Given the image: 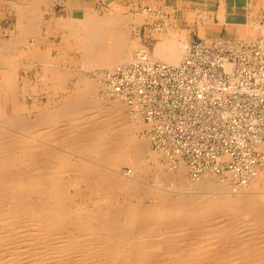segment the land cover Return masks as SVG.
<instances>
[{"label":"bare ground","instance_id":"bare-ground-1","mask_svg":"<svg viewBox=\"0 0 264 264\" xmlns=\"http://www.w3.org/2000/svg\"><path fill=\"white\" fill-rule=\"evenodd\" d=\"M13 1L7 6L15 26L0 33V264H264V242L249 235L258 221L243 226L233 242H222V234H205L215 242H197L212 215L226 220L245 213L251 222L253 215L264 216V167L243 185L248 192L220 198L172 196L138 182L153 174L178 184L182 176L164 172L160 165L167 163L147 153L149 142L137 137L141 115L106 93L103 71L132 57L126 16L70 23L76 29L69 23L52 28L42 18L46 0ZM53 37L57 44L49 42ZM175 51V45L162 42L151 54L144 52L153 62L174 65ZM69 52L77 59L64 57ZM65 64L94 69L96 75L77 77V93L68 92L57 104L55 96L68 79L60 70ZM20 70L25 77L19 79ZM39 85L47 89V103L40 107L35 97L31 105L24 103L21 97L32 96ZM91 112L97 115L94 122L88 119ZM51 143L58 144L47 146ZM100 164H129L134 172L118 178ZM206 176L197 180L201 188L213 186ZM71 185L82 196L101 197L100 205L104 191L126 197L121 206L83 214L68 194ZM145 197L151 204L145 205ZM166 228L172 237L160 241Z\"/></svg>","mask_w":264,"mask_h":264},{"label":"built area","instance_id":"built-area-1","mask_svg":"<svg viewBox=\"0 0 264 264\" xmlns=\"http://www.w3.org/2000/svg\"><path fill=\"white\" fill-rule=\"evenodd\" d=\"M183 54L173 66L139 52L107 72L109 92L141 115L152 148L173 163L193 170L195 130L210 144V172L248 179L264 164V40L217 37Z\"/></svg>","mask_w":264,"mask_h":264},{"label":"rangeland","instance_id":"rangeland-1","mask_svg":"<svg viewBox=\"0 0 264 264\" xmlns=\"http://www.w3.org/2000/svg\"><path fill=\"white\" fill-rule=\"evenodd\" d=\"M11 2H14V1L13 0H0V33H4V31H6L7 28H8V30H12L15 26L16 16H14L15 14L13 12H9V9L7 6V4H9ZM153 10H154V8L151 11H148V10L144 11L143 10V11L139 12L138 15H135V16H137L135 18L137 19V18L141 17L143 22L148 17L156 19L157 14H156V11L155 10L153 11ZM123 15H124V17L126 16L125 14H123ZM42 18L45 19V17H42ZM125 18H129V17L127 16ZM135 18H134V20H136ZM134 20H132L133 21L132 22L129 18V21L127 22V25L129 28L128 33H127L128 34V40H129L128 42L132 46V51H133L132 57H131V59H129L126 62H120L116 65H113V67H111V69H105L103 71L105 84H106L107 72L111 71L113 68H115L118 65L127 64V63L133 61L137 56L136 54H138L141 51L144 52L147 49L150 54L153 51V49L149 50L148 48H146V46H144V43H143L144 30H140L137 27L139 25L138 21L134 22ZM59 24H61V23H59ZM69 26L72 27L70 29H73L74 27L76 29V26H72V24H70V23H69ZM152 28H153V31L156 35L160 34L159 38H160V36L162 38V40H160V42L164 41V43L167 45H169V44L175 45V49H176L175 52L177 53L175 55L177 56L178 61L173 66H175L176 64L178 65L184 57L183 50H184V47L186 46V44H188V43L177 40L174 33L170 30H166L164 33L163 32L164 27L155 21L153 23ZM67 31H68V29H67ZM42 34H45L44 30H43ZM215 38H217V37H215ZM52 41L55 44H57L58 38H54V37L50 38L49 42H52ZM194 42H200V40L194 41ZM64 57H72L71 59H75V60L77 59V56L73 55V53H70V52L68 53V55H65ZM60 70H65L63 72H65L67 74L68 79L65 80V86H64L63 92L60 91L55 96V102L58 101L57 104L62 102V98L67 97L68 92L71 95L72 94L75 95L77 93V91H78V89L76 87L77 77H80V76L85 77L86 76V77L92 79L96 75L94 69H90V68H86V67H82V66H77L74 64L62 65V67H60ZM28 73H30V72H28ZM34 74H35V71L32 70L31 75H34ZM23 77H25L24 71L20 70L19 79L23 78ZM30 79L32 80L33 77H31ZM105 87H106V93L108 94V97L110 99H112L113 96L109 92L107 84L105 85ZM46 90L47 89L44 86L42 87L39 85L35 88V92H33L31 94L32 96L26 95L23 98L21 97V99H23L24 103H26L27 105H31L32 104L31 97H35L36 101H37V105L42 107L47 103V100H48V93ZM92 113L93 112H91V116L89 115L88 119H89V121L92 120V122H94L95 119L97 118V115H94V114L92 115ZM142 122H143V124H145L143 121V118L141 120H137V125L140 127L138 130L137 137L139 138V140L145 138V139H147V143L149 142L148 143L149 149H148L147 153H150V155L157 156L161 163H165V164L167 163L168 166H166L164 164L160 165V166H162L163 171L164 170L165 171L168 170V171H172V172L178 171L181 173V176H182L181 177L182 179L180 181H178V184L176 183L177 185L170 182V181H167V179H165V178H163L162 180H158L156 178V176L154 177L153 174H149L145 177H140L141 179L139 178L138 182L142 186L146 187L147 189H151V187L153 188V190L160 189L161 191H159V192L172 194V196H178V195H188V196H195V195L199 196V195H201L202 196V195H206V196H212V197H216V198L219 197L220 198L223 195H227V194L231 195L234 193V191H237V190L242 192V193L248 192L249 189L246 187L244 188L243 185L245 183L251 182V179H253V177H255V175H257V171H259V169L261 167H264V164H263L260 168L257 169L256 173L253 176L248 177V179H246V180L241 179V176L236 175V174L225 173L223 176H218L215 173L216 174L215 175L214 173L209 171V168L211 165V158L210 157L212 154L210 144L208 143V141L206 139L205 133L199 134L195 130H193V145H191V148L193 150L191 152V154L193 155V170H192V168L185 165L184 162L181 160L176 159L173 163L172 159H170L168 156H166L162 152L155 151V149L152 148L151 142L149 141L150 139H148L149 138L148 127L143 126ZM57 144L51 143V144H47V146L56 147ZM184 158H187V155L184 156ZM72 160L73 161L76 160L78 162V157L75 156L72 158ZM148 162H149L148 164H150V165L153 163L149 159H148ZM95 163H98V161H95ZM206 164L208 165L209 168L205 167ZM100 165H103V164H100ZM199 165H202V168L199 167ZM102 168L105 171L110 172L111 174H117L118 178L122 177L123 176L122 174L124 172H127V171H128L127 173H129V172L133 173L134 172L133 168L129 164H123V165L118 166V167H116V166H104L103 165ZM204 174L209 175V176H206V178H208V180L211 179L213 186H212V184H209L210 187H205V188H201L199 186L198 181H199V179L200 180L203 179L202 176ZM65 178L71 179L72 177H71V175H66ZM200 183L203 184V182H200ZM224 183L227 185L226 186L227 188L222 189L220 185H225ZM160 187H162V189ZM170 190H172V191H170ZM67 191H68V194L70 196H74L73 197V206L80 208V210L83 214L88 213V212L89 213L93 212V210L100 209L101 207L104 208L105 205L109 206V205L115 204L114 206H117V205L121 206L124 203V199L126 197L122 193L116 192L115 194L113 193V195H112L111 192H108L109 190L104 191L102 193V197H104L106 199V201L100 205L97 202V200H100L99 198H101V197H98V195L90 194L89 192H86V194L82 193L83 194V196H82L81 194H79L80 191L79 192L76 191L75 185L69 186ZM210 191H211V193H210ZM111 195H112V197H110ZM95 202H97V203L95 204ZM143 202L145 203V205H149V204H151L152 199L145 197V200H143ZM246 215H248V214H245V213L244 214H234V215L228 216V218L226 220L222 219V217L220 215H216V216L212 215L213 223H211V225L205 224V227H206L205 229H207V230L203 234L204 237H200L201 239H199L197 242H215L214 239L210 238L208 235H205V234H211L214 237H218L222 234V236H224V239H225V240H222V242H233V240H236L235 239L236 235H239V237H240V235H241L240 232H242L241 229L243 226H245V225H247V227H248V225L251 226L254 223H256L257 221H258L257 230L256 231H249L250 232L249 235L252 234L253 238L256 241L264 242V216L251 214V215H253L252 216L253 222H251L249 219L246 218L247 217ZM244 220H248L250 223L245 224ZM247 227H245V228H247ZM168 228L164 229L168 233L165 232L163 235H161V237L159 238L160 241H163V239L166 240V237H167V239H170L172 237V233L170 234V232L168 231L169 230ZM224 229H228V230L225 231ZM225 234H227V236H225Z\"/></svg>","mask_w":264,"mask_h":264},{"label":"crops","instance_id":"crops-1","mask_svg":"<svg viewBox=\"0 0 264 264\" xmlns=\"http://www.w3.org/2000/svg\"><path fill=\"white\" fill-rule=\"evenodd\" d=\"M46 3L45 19L52 23V28L55 23L81 22L90 17L109 20L125 14L134 20L139 12L154 8L156 19L148 17L143 22L141 17L137 18V27L144 30V46L149 50L162 43L160 34L153 31L154 21L164 27V33L170 30L177 40L188 44L215 37L264 40V0H46Z\"/></svg>","mask_w":264,"mask_h":264}]
</instances>
